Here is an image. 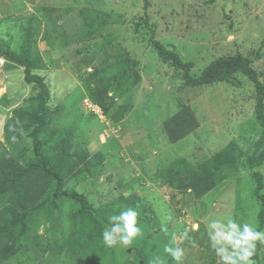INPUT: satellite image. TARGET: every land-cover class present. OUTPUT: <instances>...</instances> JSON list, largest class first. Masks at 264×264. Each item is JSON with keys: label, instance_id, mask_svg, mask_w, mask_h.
I'll list each match as a JSON object with an SVG mask.
<instances>
[{"label": "rangeland", "instance_id": "1", "mask_svg": "<svg viewBox=\"0 0 264 264\" xmlns=\"http://www.w3.org/2000/svg\"><path fill=\"white\" fill-rule=\"evenodd\" d=\"M155 41L192 64L193 77L216 58L240 55L264 85V0H0V47L29 59L51 88L42 155L65 189L87 193L107 219L119 214L118 201L136 195L143 230L130 253L105 246L103 228L77 216L71 200L54 199L55 180L44 176L24 251L0 264H141L135 250L147 264L155 257L175 264L164 247L185 230L183 264H218L212 219L259 227L253 173L264 178V164L251 168L249 158L264 142L256 151L263 128L254 82L237 73L232 82L188 85L184 71L157 56ZM0 79L18 124L29 125L14 143L0 137V155L7 149L23 166L37 163L28 136L36 122L26 112L37 109L39 87L13 62ZM185 107L198 128L171 143L163 123ZM109 121L117 133L106 137ZM7 201L0 196V210ZM258 258L264 264V245Z\"/></svg>", "mask_w": 264, "mask_h": 264}, {"label": "trees", "instance_id": "2", "mask_svg": "<svg viewBox=\"0 0 264 264\" xmlns=\"http://www.w3.org/2000/svg\"><path fill=\"white\" fill-rule=\"evenodd\" d=\"M146 3L148 4V1ZM154 46L157 56L163 62H171L176 69L184 71L183 78L191 86L209 85L215 82H232L237 73H242L249 77L254 82L258 93L255 112L256 119L263 130L262 138L255 144V150H260L264 142V85L258 80L255 70L250 67L249 59L240 55L219 57L209 63L198 76L193 77L190 73L192 64L184 62L178 53L165 49L157 41L154 42ZM0 56L4 57L7 62L19 64L24 70L25 82L37 85L41 93L37 109L33 111L27 110L26 112L28 120L36 122L32 131H29L28 136L32 140V151L37 163L23 166L14 153L7 149H4L0 155V196L8 194V201L3 209L0 210V261H3L13 256L17 250L24 251L22 245H25V242L29 239V219L34 212H39L34 207V200L39 192H44V176H50L55 180L54 199L64 198L71 200L78 206L77 216L85 215L90 217L93 224L104 228L108 221L105 214L108 215L109 211H98V208L93 205L87 193L65 189L64 176L58 174L42 155L40 134L46 126L45 116L52 96L49 84L40 75L32 73L33 64L29 59L22 58L16 52H11L8 48L1 47ZM85 100L82 101V106H84ZM9 105V99L5 94L0 98V106L10 107ZM18 112L19 109H12V116L5 124L3 138L5 142L10 144L14 143L18 136L26 132V128H29V125L18 124L19 119H21ZM197 128L198 121L189 107L182 108L163 123L164 132L171 143L178 142ZM0 144L5 143L0 142ZM256 161L264 164V149L261 150L257 157L253 155L249 158L251 168ZM253 177L255 179L254 193L261 200V207L257 215L258 230H264V194L261 193L264 189V178L260 172H254ZM31 180L36 182L35 192L33 190L34 186L29 183ZM135 200H137L136 195H132L127 200L118 201L113 207L114 213L120 212V208L124 210L123 205H126V208L133 207L134 204L136 205ZM44 204H46L45 201L42 206ZM121 248L127 253L131 252L128 246H122ZM260 249L261 244H258L256 255L253 257L255 261L259 260L258 252ZM135 253L141 264H147L142 251L135 250Z\"/></svg>", "mask_w": 264, "mask_h": 264}, {"label": "clouds", "instance_id": "3", "mask_svg": "<svg viewBox=\"0 0 264 264\" xmlns=\"http://www.w3.org/2000/svg\"><path fill=\"white\" fill-rule=\"evenodd\" d=\"M138 217L139 213L133 207H127L119 214L109 216L102 231L104 245L109 248L117 245L130 246L143 235ZM167 219L172 218L169 216ZM194 227L198 228V225ZM207 229L210 245L218 257V264H256L253 257L256 255L257 245H264V230H258L249 221H237L232 216L212 219ZM162 230L166 232L167 228L163 227ZM187 238L188 232L185 230L179 235H173L170 245L164 247V252L175 261V264H183L185 253L178 241ZM149 264L166 262L161 257H155Z\"/></svg>", "mask_w": 264, "mask_h": 264}, {"label": "built area", "instance_id": "4", "mask_svg": "<svg viewBox=\"0 0 264 264\" xmlns=\"http://www.w3.org/2000/svg\"><path fill=\"white\" fill-rule=\"evenodd\" d=\"M5 64H6V59H4L3 57L0 56V75L1 76H2ZM0 81H1V79H0ZM2 86H3V81H1L0 89L2 88ZM4 94L5 93H1L0 94V98ZM84 106H85V108L87 110L90 109L91 112L93 110L96 113V110L93 108L92 104L88 100H85ZM12 109L13 108H11V107H2V106H0V137L4 136L5 124H6L7 120L12 116V114H11ZM108 125L110 127V130H109V133H106V135L104 134L106 137H109L110 134H112L113 132L117 133L116 127L113 124H111L110 121L108 122Z\"/></svg>", "mask_w": 264, "mask_h": 264}, {"label": "bare ground", "instance_id": "5", "mask_svg": "<svg viewBox=\"0 0 264 264\" xmlns=\"http://www.w3.org/2000/svg\"><path fill=\"white\" fill-rule=\"evenodd\" d=\"M3 91V90H2ZM1 94V93H0ZM216 219V218H215Z\"/></svg>", "mask_w": 264, "mask_h": 264}, {"label": "crops", "instance_id": "6", "mask_svg": "<svg viewBox=\"0 0 264 264\" xmlns=\"http://www.w3.org/2000/svg\"><path fill=\"white\" fill-rule=\"evenodd\" d=\"M101 137H102V135H101Z\"/></svg>", "mask_w": 264, "mask_h": 264}]
</instances>
